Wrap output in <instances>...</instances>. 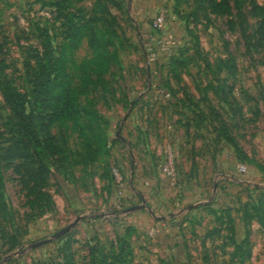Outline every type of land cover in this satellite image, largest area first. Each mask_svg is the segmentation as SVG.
<instances>
[{
	"label": "rangeland",
	"instance_id": "374dc122",
	"mask_svg": "<svg viewBox=\"0 0 264 264\" xmlns=\"http://www.w3.org/2000/svg\"><path fill=\"white\" fill-rule=\"evenodd\" d=\"M259 10L264 0H0V78L20 93L72 25L89 22L110 63L108 91L79 98L78 122L39 110L40 150L11 132L0 92V264H90V248L127 235L135 264H264V215L247 209L264 201ZM92 57L84 39L68 71Z\"/></svg>",
	"mask_w": 264,
	"mask_h": 264
},
{
	"label": "trees",
	"instance_id": "16d2710c",
	"mask_svg": "<svg viewBox=\"0 0 264 264\" xmlns=\"http://www.w3.org/2000/svg\"><path fill=\"white\" fill-rule=\"evenodd\" d=\"M226 6L223 2L222 6L215 7V9L219 12H228L229 9ZM236 6L240 8L239 1ZM257 12L262 17L259 32L264 39V11ZM67 39L68 43L62 46L61 51H45L28 93H20L10 80L0 78L1 95L12 113V118L16 121L9 120L8 126L11 132L20 135V143L28 141L35 150H40L43 146L35 124L39 110L49 112L51 125L66 127L70 123L78 122L81 118L80 97L87 96L92 88L101 87L104 92L108 91L104 76L110 65L109 53L107 48L100 44L98 36L92 32L90 23L85 21L72 25ZM84 39L89 41L93 57L77 65L75 68L78 75H72L68 71V62L73 65L75 63L72 59L69 61L68 54ZM222 134L230 140L227 131L223 129ZM85 148L90 159L95 160V150L89 139L86 141ZM261 206L264 211V201ZM247 209L249 213L251 209L257 211L261 217L264 215L263 211L256 206H248ZM129 237L127 235L117 245H112L110 249L90 248V264H135L131 257ZM68 264H73L72 259H69Z\"/></svg>",
	"mask_w": 264,
	"mask_h": 264
},
{
	"label": "built area",
	"instance_id": "2783aa9c",
	"mask_svg": "<svg viewBox=\"0 0 264 264\" xmlns=\"http://www.w3.org/2000/svg\"><path fill=\"white\" fill-rule=\"evenodd\" d=\"M163 24H164V17H163V16H160L159 18L156 19V21H155V26H156V28L161 29V28L163 27ZM164 171H165V172H168L169 174H173V172H172L171 170H169L167 167H165ZM113 172H114L113 175L115 176L116 180H118L119 182H120L121 180H123L122 178L119 179V176H118L117 171H113ZM117 178H118V179H117ZM154 234H155V233H154V231H153V233H151V235L153 236Z\"/></svg>",
	"mask_w": 264,
	"mask_h": 264
},
{
	"label": "water",
	"instance_id": "95a60500",
	"mask_svg": "<svg viewBox=\"0 0 264 264\" xmlns=\"http://www.w3.org/2000/svg\"><path fill=\"white\" fill-rule=\"evenodd\" d=\"M74 225H75V223L72 224V225H70V226L67 227L66 229H64V231H63L62 233H66V232H68V231H69Z\"/></svg>",
	"mask_w": 264,
	"mask_h": 264
}]
</instances>
